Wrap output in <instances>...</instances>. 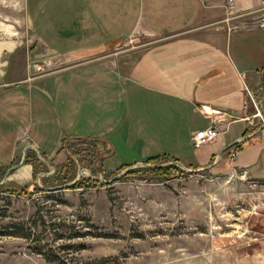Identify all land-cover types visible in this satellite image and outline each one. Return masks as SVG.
I'll return each mask as SVG.
<instances>
[{
    "label": "crops",
    "instance_id": "1",
    "mask_svg": "<svg viewBox=\"0 0 264 264\" xmlns=\"http://www.w3.org/2000/svg\"><path fill=\"white\" fill-rule=\"evenodd\" d=\"M227 1L24 0L28 25L49 53L92 57L21 80L0 62V168L28 147L10 179L32 185L29 152L54 170L65 159L63 142L78 138L109 150L100 155L104 166L115 152L133 151L127 161L110 160L109 171L166 155L192 173L264 182V128L252 104L264 89V29L243 27L255 26L264 0H233L246 16L219 23ZM140 40L150 45L127 44ZM210 125L216 138L193 147L192 135Z\"/></svg>",
    "mask_w": 264,
    "mask_h": 264
},
{
    "label": "rangeland",
    "instance_id": "2",
    "mask_svg": "<svg viewBox=\"0 0 264 264\" xmlns=\"http://www.w3.org/2000/svg\"><path fill=\"white\" fill-rule=\"evenodd\" d=\"M135 43L127 44L150 45ZM0 44V62L14 80L69 69L92 57L90 51L71 58L49 53L28 25L24 0H0ZM253 97L261 125L264 89ZM103 147L68 138L62 144L65 159L54 170L29 152L32 192L0 188V264H264V182L218 179L209 170L159 176L146 162L113 181L127 167L109 171L111 161L134 154L119 150L104 166L100 155L109 150ZM165 162L174 160L160 163ZM5 170L0 168V181ZM11 175L2 185L27 184ZM36 185L42 190L33 189Z\"/></svg>",
    "mask_w": 264,
    "mask_h": 264
},
{
    "label": "built area",
    "instance_id": "3",
    "mask_svg": "<svg viewBox=\"0 0 264 264\" xmlns=\"http://www.w3.org/2000/svg\"><path fill=\"white\" fill-rule=\"evenodd\" d=\"M233 6H234L233 0H228L226 3V14L222 20H219L220 21L219 23L229 24V22L232 19L241 18V17L246 16L247 14L246 12H234ZM260 10L262 11V13L258 15V18H256L257 21H256L255 26L244 25L243 27L245 29L253 30L254 27L255 28L257 27L262 30L264 29V7L260 8ZM229 28H231L232 30H235L238 28V25L235 24ZM245 88L250 96L249 98L253 100L252 95L249 91V88L247 86ZM218 132H219L218 127L215 125H210L206 128L197 130L191 137L193 147L197 148L203 144L212 142L218 135Z\"/></svg>",
    "mask_w": 264,
    "mask_h": 264
},
{
    "label": "trees",
    "instance_id": "4",
    "mask_svg": "<svg viewBox=\"0 0 264 264\" xmlns=\"http://www.w3.org/2000/svg\"><path fill=\"white\" fill-rule=\"evenodd\" d=\"M261 72H264V67L262 68V71ZM165 159H169L166 155H156V156H153L152 155V157H149V158H147L146 160H145V162L146 163H160V162H162V161H164ZM171 160H174V161H178L177 159H171ZM150 171H151V173L152 174H154V175H159V176H161L162 174H164V173H169V172H175L176 173V175H179V177L180 176H182V175H185V174H189L188 172H186L185 170H183L182 168H180V167H177L176 165H169V166H166V167H162V168H153V169H149ZM134 171H129L128 172V174L129 173H133ZM95 181V180H94ZM28 186L29 185H25V186H23V187H20V188H18V189H16V188H12V187H9V186H5V185H2V186H0V188L1 189H3V190H7V191H15L16 193H21V194H23V193H26V194H28V193H31L32 191H29L28 190ZM33 189H35V190H37V191H40V190H42L41 188H39L37 185L36 186H34V188Z\"/></svg>",
    "mask_w": 264,
    "mask_h": 264
},
{
    "label": "water",
    "instance_id": "5",
    "mask_svg": "<svg viewBox=\"0 0 264 264\" xmlns=\"http://www.w3.org/2000/svg\"><path fill=\"white\" fill-rule=\"evenodd\" d=\"M260 129H262V128H264V120H263V122L261 123V125H260V127H259ZM27 149H28V147H26L25 149H24V153H23V157H22V159L19 161V162H17L16 164H13V165H11V166H9L6 170H5V172H4V176H3V179L0 181V185H2L4 182H5V180L8 178V176L10 175V173L15 169V168H17V167H19V166H21L24 162H25V160H26V151H27ZM142 164V163H141ZM172 164H176V165H178V167H180V168H182V169H185V170H187V171H190V170H188V169H186V167H184V165L182 164V163H180L179 161H174V162H165V163H160V164H150V163H144V165L145 166H147V167H149V168H162V167H166V166H169V165H172ZM132 166H127V168H124L125 170H123L122 172H120L119 174H116V175H114L112 178H111V180H116L118 177H120L122 174H124L125 172H127L128 170H129V168H131ZM44 175H46L47 173H43ZM102 181H105V180H102ZM71 184H73V182H70V183H68V184H66V185H71ZM58 187H61V186H58Z\"/></svg>",
    "mask_w": 264,
    "mask_h": 264
}]
</instances>
